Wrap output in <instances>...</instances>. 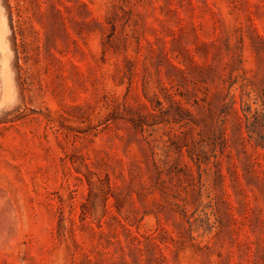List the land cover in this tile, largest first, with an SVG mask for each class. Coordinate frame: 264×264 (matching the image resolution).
I'll list each match as a JSON object with an SVG mask.
<instances>
[{"label":"rangeland","instance_id":"rangeland-1","mask_svg":"<svg viewBox=\"0 0 264 264\" xmlns=\"http://www.w3.org/2000/svg\"><path fill=\"white\" fill-rule=\"evenodd\" d=\"M0 264H264V0H0Z\"/></svg>","mask_w":264,"mask_h":264},{"label":"bare ground","instance_id":"bare-ground-1","mask_svg":"<svg viewBox=\"0 0 264 264\" xmlns=\"http://www.w3.org/2000/svg\"><path fill=\"white\" fill-rule=\"evenodd\" d=\"M3 216V215H2ZM15 224V223H14ZM6 225V224H5ZM3 226V225H2ZM6 227V226H5ZM16 229V228H15ZM14 230V229H13ZM13 232H15V231H13ZM7 240V239H6Z\"/></svg>","mask_w":264,"mask_h":264}]
</instances>
